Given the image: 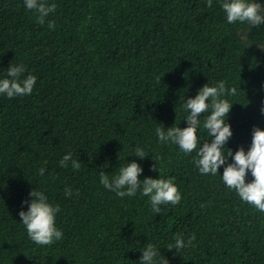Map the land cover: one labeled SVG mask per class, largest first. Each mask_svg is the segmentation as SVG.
Returning <instances> with one entry per match:
<instances>
[{"label":"trees","instance_id":"16d2710c","mask_svg":"<svg viewBox=\"0 0 264 264\" xmlns=\"http://www.w3.org/2000/svg\"><path fill=\"white\" fill-rule=\"evenodd\" d=\"M223 2L46 0L56 8L41 25L25 0H0V79L12 63L25 66L22 79L37 77L31 95L0 94V264H140L149 243L168 264H264V212L222 180L233 158L214 176L194 164L213 139L203 127L210 112L190 154L155 134L186 128L187 99L220 81L237 89L221 97L233 104L225 155L248 151L254 128L264 129V24H229ZM137 146L147 157L134 156ZM69 152L78 171L60 166ZM132 161L141 180L159 169L174 177L180 203L156 214L140 191L105 189L100 173L111 178ZM33 190L60 206L63 237L52 245L34 243L19 216ZM177 234H194V246L176 249Z\"/></svg>","mask_w":264,"mask_h":264},{"label":"clouds","instance_id":"9594fccd","mask_svg":"<svg viewBox=\"0 0 264 264\" xmlns=\"http://www.w3.org/2000/svg\"><path fill=\"white\" fill-rule=\"evenodd\" d=\"M212 0H208L211 7ZM25 6L29 11L37 13V21L43 25L46 17L55 11L56 5L50 6L46 0H25ZM222 9L226 13L227 22L233 24L236 22L248 23L252 26L264 24V5L257 3L256 0H224ZM50 29L55 28V21L48 23ZM264 50V45H261ZM26 68L23 64H13L7 71V78L0 79V94H5L8 98L24 97L31 95L37 82V77L28 75L21 78ZM237 89L235 87L226 88V82L220 81L216 86L206 84L194 98H188L184 104V109L189 114L186 117L188 126L186 128L170 127L156 128L155 134L160 142H170L180 147L184 153H192L198 149L199 138L198 129L200 127V115L210 112V115L204 120L203 127L207 134L212 137L211 142H205L199 147L197 159L194 164L201 174L216 175L222 165L226 164L229 157L234 162L227 164L224 168L222 180L225 185L235 190L239 198L254 206L259 212H264V129L255 127L252 134V143L248 151L240 147L238 151L233 152L228 149L225 155L224 149L229 139L233 135L231 125L227 123L228 114L232 108V103L228 99H221L226 95L235 96ZM140 158L147 157L145 151L137 146L135 155ZM154 159V158H153ZM155 160V159H154ZM71 162L73 170L81 168V162L73 159V154L69 152L60 161L61 167H68ZM159 169V168H158ZM157 170V165L153 171ZM141 165L135 161L121 166L111 178L103 171L100 173V183L109 191L115 192L120 197H134L138 191L143 196L150 198L151 210L156 214L161 213V205H178L182 199L181 193L175 178H163V173L159 169L158 179L151 177L140 179L143 173ZM254 177L253 181L246 182L248 172ZM39 174H45V168L39 170ZM65 195L71 196V189L65 188ZM33 199L27 211H20L19 216L22 223L26 226L27 234L30 239L38 245H52L55 241L63 237V232L56 227V216L60 212L59 205L49 203L47 196L38 190L30 193ZM27 204L28 201H25ZM196 236L193 234L187 242L183 234H177L175 237V248L183 249L194 246ZM169 250L173 247L169 246ZM143 255L140 264H168L167 259H160L158 249L151 243L143 249Z\"/></svg>","mask_w":264,"mask_h":264}]
</instances>
